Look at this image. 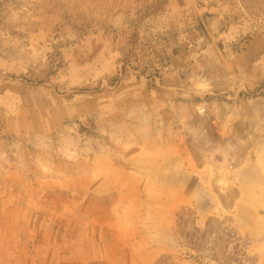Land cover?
Segmentation results:
<instances>
[{"label": "rangeland", "instance_id": "1", "mask_svg": "<svg viewBox=\"0 0 264 264\" xmlns=\"http://www.w3.org/2000/svg\"><path fill=\"white\" fill-rule=\"evenodd\" d=\"M0 264H264V0H0Z\"/></svg>", "mask_w": 264, "mask_h": 264}]
</instances>
